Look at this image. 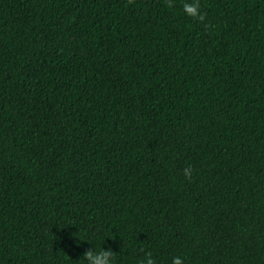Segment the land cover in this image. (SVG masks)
I'll list each match as a JSON object with an SVG mask.
<instances>
[{"label": "trees", "instance_id": "trees-1", "mask_svg": "<svg viewBox=\"0 0 264 264\" xmlns=\"http://www.w3.org/2000/svg\"><path fill=\"white\" fill-rule=\"evenodd\" d=\"M91 248L264 264V0H0V264Z\"/></svg>", "mask_w": 264, "mask_h": 264}, {"label": "clouds", "instance_id": "clouds-1", "mask_svg": "<svg viewBox=\"0 0 264 264\" xmlns=\"http://www.w3.org/2000/svg\"><path fill=\"white\" fill-rule=\"evenodd\" d=\"M167 6L172 7V4L168 3ZM185 12L187 15L201 22L205 19V17L199 12L198 3L186 4ZM183 174L186 178H190L192 172L190 169L186 168ZM80 261L81 264H114L113 251H110L109 249L105 250L104 248L93 251L91 248L84 253ZM141 264H156V261L152 258L151 253H148ZM172 264H185V261L182 257L176 256L172 258Z\"/></svg>", "mask_w": 264, "mask_h": 264}]
</instances>
